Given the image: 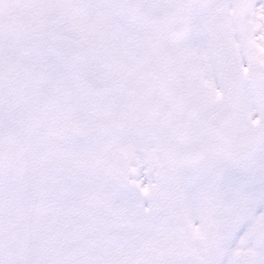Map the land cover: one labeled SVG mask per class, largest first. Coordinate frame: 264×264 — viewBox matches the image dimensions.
<instances>
[{
  "label": "snow or ice",
  "instance_id": "obj_1",
  "mask_svg": "<svg viewBox=\"0 0 264 264\" xmlns=\"http://www.w3.org/2000/svg\"><path fill=\"white\" fill-rule=\"evenodd\" d=\"M0 264H264V0H0Z\"/></svg>",
  "mask_w": 264,
  "mask_h": 264
}]
</instances>
